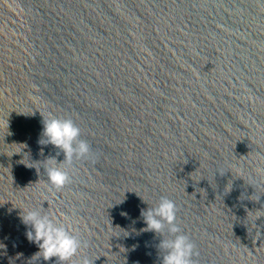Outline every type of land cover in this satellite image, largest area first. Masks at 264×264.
<instances>
[{"label": "water", "instance_id": "water-1", "mask_svg": "<svg viewBox=\"0 0 264 264\" xmlns=\"http://www.w3.org/2000/svg\"><path fill=\"white\" fill-rule=\"evenodd\" d=\"M50 116L86 157L39 142ZM161 197L193 264H264V0H0V264H67L29 261L20 208L83 242L68 264H161Z\"/></svg>", "mask_w": 264, "mask_h": 264}, {"label": "clouds", "instance_id": "clouds-1", "mask_svg": "<svg viewBox=\"0 0 264 264\" xmlns=\"http://www.w3.org/2000/svg\"><path fill=\"white\" fill-rule=\"evenodd\" d=\"M42 131L46 139H41L39 142L51 143L62 148L67 163H71L74 156L76 158L86 157L90 152L87 141L77 140L80 129L71 119H60L54 116L44 118ZM46 171L48 181L53 186L61 187L68 180L67 171L58 166L54 159L48 161ZM219 171L223 175L225 170L219 169ZM228 189L230 190V185ZM20 209L22 210L20 220L26 226V238L37 245V251L32 257L28 258L29 261H34L38 257H43L44 260L55 257L60 261H66L68 264L77 255L78 251L84 247L83 242L70 231L67 224L57 222L56 217L48 213H42L40 208ZM142 215L145 221L144 230L162 231L165 222H167L169 232L174 234L170 238L161 241L160 246L166 249L161 264H193L191 258L195 254L194 244L189 236L182 232L179 225L175 223L176 204L173 200L161 197L153 207L142 210ZM128 234L125 233V235ZM20 255L22 253H19L18 256ZM94 259L83 255L75 264H94Z\"/></svg>", "mask_w": 264, "mask_h": 264}]
</instances>
